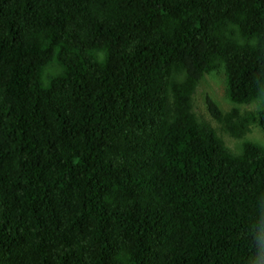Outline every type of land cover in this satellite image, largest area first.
I'll use <instances>...</instances> for the list:
<instances>
[{
    "label": "trees",
    "instance_id": "16d2710c",
    "mask_svg": "<svg viewBox=\"0 0 264 264\" xmlns=\"http://www.w3.org/2000/svg\"><path fill=\"white\" fill-rule=\"evenodd\" d=\"M252 125L264 0H0V264H264Z\"/></svg>",
    "mask_w": 264,
    "mask_h": 264
},
{
    "label": "rangeland",
    "instance_id": "374dc122",
    "mask_svg": "<svg viewBox=\"0 0 264 264\" xmlns=\"http://www.w3.org/2000/svg\"><path fill=\"white\" fill-rule=\"evenodd\" d=\"M211 97L217 103L222 111H228L233 107L225 95L224 72L222 70H215L203 75L198 83L192 98V109L196 117L200 120L208 122L213 126L217 135L224 141L225 145L236 152L239 149L241 139L232 137L225 131L221 124L212 118L207 110L206 98ZM240 112L255 109V103L240 104L237 106ZM246 136L262 145H264V132L257 126H250V131Z\"/></svg>",
    "mask_w": 264,
    "mask_h": 264
}]
</instances>
